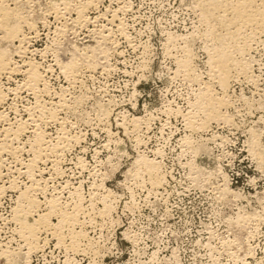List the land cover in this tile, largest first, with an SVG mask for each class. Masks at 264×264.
<instances>
[{
  "label": "rangeland",
  "instance_id": "rangeland-1",
  "mask_svg": "<svg viewBox=\"0 0 264 264\" xmlns=\"http://www.w3.org/2000/svg\"><path fill=\"white\" fill-rule=\"evenodd\" d=\"M37 1L29 2L36 32L31 34L26 59L48 69L44 101H56L55 93L62 89L70 101L82 98L58 114L72 141L56 167L40 165L37 177L44 191L38 197L42 202L55 197L70 205L76 201L70 192L76 189L83 212L75 230L81 229L90 241L80 246L88 250L75 253L43 232L32 250L22 246L11 213L18 191L29 181L15 173L13 160L5 155L12 169L2 170L1 183L8 185L13 179L18 186L0 196V264H264V153L259 154L264 152V44L253 40L249 51L235 54L248 67L245 75L232 70L235 78L221 110L225 122L211 120L195 129L187 125V117L200 118L199 91L214 82L205 49L206 28L194 7L198 0H96L85 16L98 20L87 26L75 25L74 14L54 18V10L48 8L53 0ZM106 12L117 13L122 23L121 33L113 27L109 32L108 44H114L103 46L105 51L113 48L106 54L107 71L97 69L78 84H68L55 60L66 62L73 47H92L107 23L101 18ZM38 13L44 14L40 18ZM58 29L63 35L56 34ZM184 46L191 78L177 72ZM8 50L21 65L25 58L11 47ZM20 77L0 78L6 96L0 105L6 121L0 129L25 120L24 108L33 105V95L18 90ZM42 128L54 137L60 126L51 123ZM31 137L27 130L17 141L25 148L23 158ZM143 158L159 168L153 187L146 175L132 177ZM101 195H108L110 207L97 217ZM91 216L95 219L89 224ZM51 219L55 222L56 217ZM3 250L14 255L11 261Z\"/></svg>",
  "mask_w": 264,
  "mask_h": 264
},
{
  "label": "bare ground",
  "instance_id": "bare-ground-1",
  "mask_svg": "<svg viewBox=\"0 0 264 264\" xmlns=\"http://www.w3.org/2000/svg\"><path fill=\"white\" fill-rule=\"evenodd\" d=\"M31 1L32 0H0V78L6 77V79H11L15 75L21 76L22 80L20 85L17 86L18 90L27 91L31 94V96L33 95L34 98L33 105H29L28 107L24 108L27 115L25 120H15V122L6 125V127L3 129H0V196H4L8 190L14 189L18 186L15 185L16 182L13 179L10 182L8 181V185L1 183V179L3 178L2 170H9L11 168L5 162L4 156L6 155V157L9 156L13 160V169L15 168L16 170L15 173L25 176L29 181L28 185H26L23 190L18 191V202L14 209H12L11 213V220L17 225L15 233L18 234V237L20 238L19 240H21V243H23L22 246H27V251L28 249L29 251L32 250L37 246V243L41 241H39V238L41 233L43 234L44 232L49 233L56 243L62 245L64 243V245L67 246L70 251L73 250L74 252H77L80 250L85 252L84 249H88H81L80 246H85L83 242H89L90 240L88 241L89 238L84 236L85 234L81 229L78 231L75 230V226L79 224L78 222L80 214L83 212L80 205L82 201L79 202L82 198L80 197L81 199H78L79 194L77 193V190L74 189L72 193L70 192V194L76 198V201L74 200V202L70 203V205L55 197H48L49 199L47 198L45 202H42L38 197V195L43 194L44 191V187L39 181L40 178L37 177V173H40V171H38L40 165L49 163L52 167H56L59 163H61L60 160L62 155L66 149L70 147L68 145L72 141L67 136V133L63 131L64 123L60 121L61 118L58 116V114L62 110H69L73 108L74 104L78 102L80 103V101H82V98L79 97L74 101H70L63 95L64 90L62 89L61 92L55 93L56 101H44V94L48 93V84L46 85L44 72H47L48 69H46V67L43 70V68L37 63L30 61L29 58L28 60L26 59V53L29 51L28 44L36 32V25L34 26V22L36 20L33 22L31 19V15L34 13V10L33 13L29 12L32 10H30L31 5L29 6V2ZM71 1L72 0H58L57 2L56 0H53L51 5H49L51 7L48 8L52 10V12L54 10V14L56 16L54 18H61V16H64L62 13H67L69 17L71 14H74V17L71 18V20L75 25L82 23L85 25L89 23L93 24L98 20H90V17L87 18L88 16H85L86 10L90 9L96 0H85L82 3L77 2L78 4H72ZM10 4H12V7ZM59 6H61V8ZM194 7L199 21L205 26L204 28H206L204 38H206L205 41L207 42V45L205 49L208 52L207 55L210 63V78L212 81H214L213 84L207 83L199 91L200 96L198 97L199 103L197 110L198 114L201 115H199L200 118L198 117L199 119H197V115L195 114L193 116L190 115L186 120L187 125L195 129H199L204 128L207 122L211 120H224L225 122V115H222L223 112L221 113V110L224 108L227 102L225 99V93L227 92L229 82L235 78V76L232 74V70H237L238 72H241L243 75H245L244 73L247 72L246 68L248 67L246 66L247 62L243 64V62L241 63L240 61H237L236 59L238 58H236L237 56L235 54L242 56L246 51H249L251 42H255L253 40L260 41L262 44H264V0H198L196 2V6ZM59 9H62V11ZM115 12L111 14L106 12L104 13V17H101L104 18L107 23L105 22V25L101 26L100 29L98 28L99 33L95 37L96 40L94 41V45L92 47H73L72 51H70L72 53L69 55V58L66 62L60 63L55 60V66L60 70V73H62L65 78H67L69 82L68 84H78L81 77H84L85 75L91 77L92 73H94L97 69L107 71V67L109 66L105 60L107 59L106 56L109 55L106 54L109 52L108 48L110 47H107L108 52L105 51L106 48L104 49V47L107 45L110 46L113 43L112 42L110 45L108 44L109 40L112 39L109 36V32L112 31L113 28H115L120 33L122 32V23L119 21L117 13ZM38 14V16L41 18L44 13ZM47 15L50 16L49 13ZM63 18L64 17H62V19ZM68 23H70V21ZM62 26L64 27V25ZM24 28L28 30L27 33H25L26 31L24 32ZM69 28L72 31L73 27ZM70 29L68 31H70ZM60 32L63 35V30L60 31L59 29L57 30L56 34L59 35ZM64 33H67V31ZM180 39L184 42L186 41L185 38ZM172 41L174 42V40ZM8 47H11L14 54L20 57V59L25 58L24 60H21L23 61L21 65L18 66L15 64L13 56L10 54ZM181 48L183 49L182 52H184V55L183 57H181V55L180 60H177L179 61V69L177 72L181 74L182 77L191 78L193 77V74L191 73V65H189L190 57L188 55V50L186 46ZM111 49L113 48H110V50ZM54 52L58 56L59 51L57 48ZM239 74L240 73H238V75ZM248 77L250 76L248 75ZM215 87H218V90H216ZM5 97L3 92L0 90V105L5 103ZM5 119L6 118L3 112H0V123L6 121ZM51 123H58L60 126L59 132L54 137H49L45 133L44 128H42L43 126H47ZM27 130H30L32 140L27 145L28 149L26 150V158H23L22 155L25 151V148H23V146H19L17 141L20 140L23 133ZM263 153V150L259 152L260 155H263ZM15 165L18 167H15ZM158 169L159 168L152 161L143 158L138 162L137 169L134 170L132 177L134 179H139L142 175H146L149 185L153 187L158 183L159 180ZM97 201L102 207L95 214V216L99 217L107 213L110 203L108 201V195L99 196ZM41 208H44L42 212ZM52 217H56L55 222L52 221ZM93 219L95 218L92 216L88 219L89 224L93 223ZM80 224L82 226V223ZM4 250L3 254L6 256V259H9L13 254ZM9 260L11 261L12 259ZM22 264L27 263L22 262Z\"/></svg>",
  "mask_w": 264,
  "mask_h": 264
}]
</instances>
